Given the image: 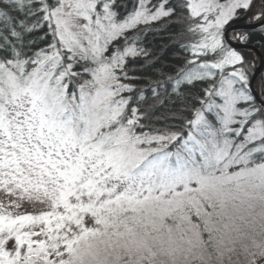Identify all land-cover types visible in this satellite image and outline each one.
<instances>
[{
    "label": "snow or ice",
    "instance_id": "1",
    "mask_svg": "<svg viewBox=\"0 0 264 264\" xmlns=\"http://www.w3.org/2000/svg\"><path fill=\"white\" fill-rule=\"evenodd\" d=\"M0 264H264V0H0Z\"/></svg>",
    "mask_w": 264,
    "mask_h": 264
},
{
    "label": "trees",
    "instance_id": "2",
    "mask_svg": "<svg viewBox=\"0 0 264 264\" xmlns=\"http://www.w3.org/2000/svg\"><path fill=\"white\" fill-rule=\"evenodd\" d=\"M260 37L259 36H254L253 37V40L249 42L250 45L256 47L259 51H260V48H259V45L255 43V41L259 40Z\"/></svg>",
    "mask_w": 264,
    "mask_h": 264
},
{
    "label": "water",
    "instance_id": "3",
    "mask_svg": "<svg viewBox=\"0 0 264 264\" xmlns=\"http://www.w3.org/2000/svg\"><path fill=\"white\" fill-rule=\"evenodd\" d=\"M249 47H252L257 53H259V50L256 47L251 46V45H249Z\"/></svg>",
    "mask_w": 264,
    "mask_h": 264
},
{
    "label": "rangeland",
    "instance_id": "4",
    "mask_svg": "<svg viewBox=\"0 0 264 264\" xmlns=\"http://www.w3.org/2000/svg\"><path fill=\"white\" fill-rule=\"evenodd\" d=\"M252 57H251V55L249 56V59H251Z\"/></svg>",
    "mask_w": 264,
    "mask_h": 264
},
{
    "label": "flooded vegetation",
    "instance_id": "5",
    "mask_svg": "<svg viewBox=\"0 0 264 264\" xmlns=\"http://www.w3.org/2000/svg\"><path fill=\"white\" fill-rule=\"evenodd\" d=\"M250 45V44H249ZM252 46V45H251ZM260 52V51H259Z\"/></svg>",
    "mask_w": 264,
    "mask_h": 264
}]
</instances>
